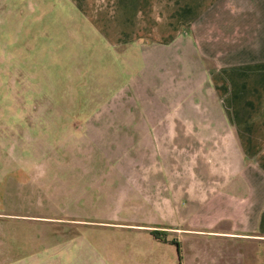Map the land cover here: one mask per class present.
<instances>
[{"label": "rangeland", "instance_id": "obj_1", "mask_svg": "<svg viewBox=\"0 0 264 264\" xmlns=\"http://www.w3.org/2000/svg\"><path fill=\"white\" fill-rule=\"evenodd\" d=\"M153 3L0 0V264H70L99 235L72 218L101 219L133 165L120 148L164 111L199 118L197 95L166 91L184 64L151 36Z\"/></svg>", "mask_w": 264, "mask_h": 264}, {"label": "crops", "instance_id": "obj_2", "mask_svg": "<svg viewBox=\"0 0 264 264\" xmlns=\"http://www.w3.org/2000/svg\"><path fill=\"white\" fill-rule=\"evenodd\" d=\"M153 5L151 36L184 64L166 91L197 95L199 118L164 111L120 148L133 165L101 219L72 218L99 235L70 264H264V0Z\"/></svg>", "mask_w": 264, "mask_h": 264}]
</instances>
